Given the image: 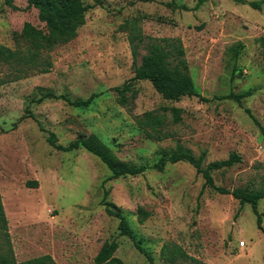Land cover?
I'll return each mask as SVG.
<instances>
[{
  "label": "rangeland",
  "instance_id": "obj_1",
  "mask_svg": "<svg viewBox=\"0 0 264 264\" xmlns=\"http://www.w3.org/2000/svg\"><path fill=\"white\" fill-rule=\"evenodd\" d=\"M83 2L90 8L78 36L43 53L49 72L0 63V193L17 261L50 255L57 264H95L103 245L114 241L115 257L125 264H150L107 214L108 192L107 201L128 216L154 264H167L161 259L165 245L180 246L198 261L175 264H264V233L252 206L241 207L232 195L205 187L191 165L111 179L107 167L87 151L65 153L47 141V132L64 146L79 135H96L120 160L148 167L179 148L197 157L205 153V164L237 154L240 163L213 174L216 186L259 188L264 136L254 119L264 128V59L257 42L264 36V6L259 11L233 0ZM173 2L190 10H174ZM13 4L21 10L0 0V46L26 52L29 46L20 38L24 25L42 29L44 24L36 9H26L28 0ZM139 17L145 37L182 40L195 85L209 102L196 97L167 102L149 82H133L135 58L122 26ZM238 44L243 49L235 61L229 52ZM145 54L140 49L138 64ZM129 82L137 96L123 107L113 90ZM250 89L256 92L243 106L220 99ZM47 92L72 101L104 95L80 111L62 100L42 99ZM162 107L183 113L181 123L169 120L165 132L172 137L158 142L137 129L135 118ZM139 208L150 213L144 223ZM258 211L264 228V199Z\"/></svg>",
  "mask_w": 264,
  "mask_h": 264
},
{
  "label": "trees",
  "instance_id": "obj_2",
  "mask_svg": "<svg viewBox=\"0 0 264 264\" xmlns=\"http://www.w3.org/2000/svg\"><path fill=\"white\" fill-rule=\"evenodd\" d=\"M96 1L99 2V0ZM204 1L200 0L199 3H203ZM233 1L238 4L248 5L252 9L259 11L264 6V0L251 2L245 0ZM5 3L13 10H21L13 4V0H5ZM169 6L174 8V10H190L186 5H179L174 2L169 4ZM30 8L38 11V18L44 24V28H37L31 23H26L20 38L28 44L29 48L26 52H22L20 49L12 50L5 46H0V63L24 64L36 69L37 72L47 73L50 68L49 63L43 59V53L53 50L58 45L68 44L73 41L78 36L80 28L85 25L86 14L90 7L86 6L83 0H28L26 9ZM143 19L139 17L128 20L122 26L125 32L128 33L129 44L135 58V76L133 82H149L155 91L167 102H179L185 97H196L203 102H209L201 96L195 85L182 40L179 38L157 39L145 37L141 28ZM257 42L261 49L262 58L264 59V36L259 38ZM140 49H144L146 54L142 56L138 64L137 58L140 55ZM242 49V44L233 46L229 52L232 59L235 61L238 60ZM20 61H23V63H20ZM133 82L126 83L113 90L117 93L118 101L123 107H129L130 100H135L137 96V90L134 89ZM255 92V89H250L238 94L230 93L220 99L231 100L243 106L244 101L253 96ZM128 94H131L130 98ZM102 95L104 94L93 95L88 100L72 101L66 96H56L52 92H47L43 95L42 99L62 100L80 111H87L97 105L98 99ZM182 113L183 110L176 107H162L158 110L147 111L137 116L135 123L137 129L147 138L161 142L172 137L171 133L165 132L169 120L171 119L173 124L181 123ZM246 113L253 118L250 110L246 109ZM254 121L264 136V128L257 120L254 119ZM42 131L45 130L42 129ZM47 133L48 143L56 150L70 153L83 149L97 157L111 172V179L138 177L143 175L148 169L164 172L168 165L187 163L204 179L205 187L221 195H232L233 198L239 201L241 207L247 204L251 205L257 216L258 227L264 233L263 215L258 211L259 202L264 199V178L259 188L253 186L236 188L231 191L218 187L215 184L213 177L215 172L230 169L241 162V157L237 154H231L227 160L205 164V153L197 157L192 152L179 148L170 153L164 152L153 166L148 167L146 165H136L120 160L115 151L96 135H79L74 141L64 146L58 144V139L53 133ZM107 197L108 192H105L104 205L106 212L109 216L119 221L118 229L120 235L129 238L136 249L148 258L150 264H154L151 253L145 247V240L136 232L128 216L120 208H117L115 204L108 202ZM137 215L139 222L144 223L149 218L150 213L144 208H139ZM8 224L9 222L0 193V264H57L50 255L18 262L12 245ZM118 249L119 245L117 242H106L94 258V263L125 264L121 259L115 257ZM161 259L167 264H175L179 261L188 260L198 263L182 247L177 245H165L161 251Z\"/></svg>",
  "mask_w": 264,
  "mask_h": 264
},
{
  "label": "built area",
  "instance_id": "obj_3",
  "mask_svg": "<svg viewBox=\"0 0 264 264\" xmlns=\"http://www.w3.org/2000/svg\"><path fill=\"white\" fill-rule=\"evenodd\" d=\"M240 245H241V247H244L245 246V243L244 242H241Z\"/></svg>",
  "mask_w": 264,
  "mask_h": 264
}]
</instances>
